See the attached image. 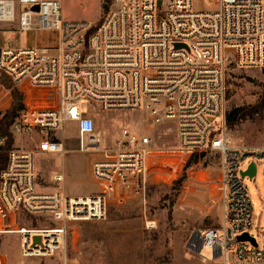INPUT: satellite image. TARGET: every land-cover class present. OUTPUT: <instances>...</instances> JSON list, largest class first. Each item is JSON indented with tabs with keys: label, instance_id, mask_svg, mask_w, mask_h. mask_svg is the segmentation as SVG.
<instances>
[{
	"label": "built area",
	"instance_id": "2783aa9c",
	"mask_svg": "<svg viewBox=\"0 0 264 264\" xmlns=\"http://www.w3.org/2000/svg\"><path fill=\"white\" fill-rule=\"evenodd\" d=\"M159 2L112 0L93 23L65 20L62 0L0 1V22L15 23L19 10L20 32L51 35L34 47L0 48V73L25 95L11 134L37 136L39 151L63 154L56 132L75 123L79 149L99 154L92 164L98 193L71 196L59 188L62 174L53 176L51 189L40 183L34 150L13 145L7 152L0 236L19 235L23 257L63 252L73 225L104 221L112 206L143 197L154 170L168 166L164 161L212 151L221 158L223 220L220 228L195 232L189 246L205 259L201 264H264V242L238 240L252 236L254 226L243 172L264 164V147L233 146L225 135L229 72L264 71V0H215L214 10H196L194 0ZM86 103L141 110L146 129L170 124L172 150L163 154L152 136L129 128L112 147L102 146ZM205 249L210 258L201 255Z\"/></svg>",
	"mask_w": 264,
	"mask_h": 264
},
{
	"label": "rangeland",
	"instance_id": "374dc122",
	"mask_svg": "<svg viewBox=\"0 0 264 264\" xmlns=\"http://www.w3.org/2000/svg\"><path fill=\"white\" fill-rule=\"evenodd\" d=\"M107 0H62V15L69 21L97 22L106 12ZM196 10H214L215 0H194ZM19 10L13 24L0 23V48L34 47L51 37L47 33L19 31ZM2 80L23 95L20 86L9 77ZM0 120L13 103L11 91L1 84ZM226 112L245 109L244 119L225 127V135L233 146L264 147V71L231 70L227 78ZM25 105V104H24ZM86 112L96 121L102 146L112 147L124 128L154 138L155 148L169 154L174 146L173 129L163 124L156 129L144 127L141 110L102 111L86 103ZM219 122V120H218ZM63 140L66 152L45 153L37 149L39 138L13 137L14 146L35 151V167L40 183L55 187L54 175H64L59 188L67 195L84 196L98 193L99 185L92 175L93 161L99 156L93 151L79 149L75 123H67L56 132ZM197 154V156H195ZM168 166L156 168L148 179L143 197H133L122 205L108 210L101 222L73 225L66 248L54 257L25 258L20 252V237L16 234L0 236V255L6 264H195L205 259L190 248L194 233L208 228H220L223 220L221 158L216 152L193 153L181 162L167 159ZM248 165H246L247 167ZM252 203L253 237L264 242V164L259 162L253 179L245 178ZM211 257L210 249L201 253Z\"/></svg>",
	"mask_w": 264,
	"mask_h": 264
},
{
	"label": "trees",
	"instance_id": "16d2710c",
	"mask_svg": "<svg viewBox=\"0 0 264 264\" xmlns=\"http://www.w3.org/2000/svg\"><path fill=\"white\" fill-rule=\"evenodd\" d=\"M111 1L112 0H107L106 5L110 4ZM0 75H1V80L2 77H8L7 75L2 73H0ZM1 84L4 87H6L7 90L11 91L13 103L11 108L6 111V113L0 120V136L2 138H5V144L2 147H0V170L5 168L7 152L14 145V138L10 132L11 125L15 121V119L19 116L20 112L25 108L23 95L17 90H14L13 87L8 83H6L5 81L2 80ZM249 113L250 112L246 111L245 109H233L228 113L226 112L225 115L226 125L228 124L229 126H231L234 123L239 122L240 120L248 116ZM195 156H197V154Z\"/></svg>",
	"mask_w": 264,
	"mask_h": 264
},
{
	"label": "water",
	"instance_id": "95a60500",
	"mask_svg": "<svg viewBox=\"0 0 264 264\" xmlns=\"http://www.w3.org/2000/svg\"><path fill=\"white\" fill-rule=\"evenodd\" d=\"M162 0H160L159 4H161ZM36 10H38V7H35ZM105 9H108V6L106 5ZM257 172L256 164L252 163L249 167V169L245 172H243L244 176H248L250 179H252ZM239 241H249L251 242L254 246L257 245L256 239L252 237L250 234L246 233L238 237Z\"/></svg>",
	"mask_w": 264,
	"mask_h": 264
},
{
	"label": "crops",
	"instance_id": "0c3cea01",
	"mask_svg": "<svg viewBox=\"0 0 264 264\" xmlns=\"http://www.w3.org/2000/svg\"><path fill=\"white\" fill-rule=\"evenodd\" d=\"M0 1H7V0H0ZM0 23H6V22H0ZM6 24H12V23H6Z\"/></svg>",
	"mask_w": 264,
	"mask_h": 264
}]
</instances>
